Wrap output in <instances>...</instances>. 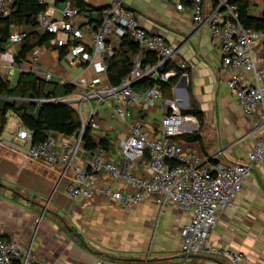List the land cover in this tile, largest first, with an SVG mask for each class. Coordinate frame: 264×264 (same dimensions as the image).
I'll return each instance as SVG.
<instances>
[{"label": "crops", "instance_id": "obj_1", "mask_svg": "<svg viewBox=\"0 0 264 264\" xmlns=\"http://www.w3.org/2000/svg\"><path fill=\"white\" fill-rule=\"evenodd\" d=\"M66 1L73 0H43L47 4L46 14L59 19ZM83 1L86 11L79 14L75 23L94 32L101 21L102 9L111 0ZM123 2L146 32L162 35L177 51L175 61L169 63L172 77L177 76L176 80L161 90L162 96L155 99L154 107L147 111L129 107V121L138 120L151 134L157 135L162 117L170 112L166 102L176 97L183 111L196 107L203 113L202 124L191 115L199 123L191 133L199 132V140L190 142L181 135L176 138L184 150H195L202 163L211 165L219 161L230 164L247 162V153L259 137L253 129L260 122V111L250 117L243 114L227 86L229 74L222 67L220 45L213 41L206 25L198 27L193 24L190 4L186 3L184 10H177L174 3L167 0ZM256 5L251 14L257 18L264 17L262 0ZM214 9L215 3L207 0L205 13ZM16 27L28 33H47L39 24ZM49 37L48 42L31 48L20 62L15 57L21 53L25 42L7 41L3 44L0 49V77L10 87H15L21 74L31 73L41 80L46 74H51V81L46 82L50 86L46 90H54L52 97L65 99L72 107H77L85 92L82 80L91 86L96 74L90 67L69 64L65 59L67 47H57L52 35ZM38 47L43 48V52L33 62L31 52ZM146 52L140 49L132 58L133 62L144 61ZM258 55L259 62H264V51H259ZM8 65H13L14 71L6 75L5 67ZM100 77V87H108L107 74ZM142 79L156 81L158 73ZM65 84L74 87L71 94L65 93ZM138 84L140 82L133 85L134 90L144 89ZM7 99L11 100V97L0 96V107ZM84 104L87 105V114L90 105L83 102L82 109ZM91 104L96 109L95 127L91 129L94 141L107 139L114 158L118 154V138L129 133L128 123L113 116L109 102L98 106L92 99ZM9 124L8 131L22 128L19 118L11 112L8 114ZM3 135H6L5 130ZM69 175L60 165L49 167L28 160L18 149L0 146L1 238L15 241L24 250L30 249L44 264L180 263V230L189 217L176 206L160 209L152 198L130 209L100 197L90 201L69 200L64 195ZM119 184L112 185L117 187ZM210 242L229 251L244 253L251 264H264V163L255 168L245 181L235 206L219 213ZM195 260L227 264L206 256Z\"/></svg>", "mask_w": 264, "mask_h": 264}, {"label": "built area", "instance_id": "obj_2", "mask_svg": "<svg viewBox=\"0 0 264 264\" xmlns=\"http://www.w3.org/2000/svg\"><path fill=\"white\" fill-rule=\"evenodd\" d=\"M167 1L173 2L177 10H184L186 3L190 4L193 24L206 25L213 41L220 45L222 67L229 74L227 86L243 114L250 117L260 111V122L253 129L259 137L247 153V162L219 161L211 165L202 163L195 150H184L176 138L191 133L199 123L195 117L183 114L176 97L166 102L170 112L162 117L157 135L151 134L140 121H129V107L147 111L155 106V99L162 96L161 83L172 78L169 63L175 61L177 51L162 35L146 32L123 0H111L102 9L101 21L94 32L75 23L81 11L71 1L65 2L59 19L46 12L38 15V24L52 35L54 44L67 47L66 61L92 68L96 77L91 86L85 80L81 82L85 92L80 104L73 108L82 125L73 135L52 133L45 141L34 143L32 134L21 128L2 134L0 146L13 147L28 160L49 167L60 165L64 173L69 172L64 190L69 200L90 201L100 197L130 209L152 198L160 209L176 206L189 217L180 230L182 259L179 264H220L195 260L204 256L227 264H251L244 253L211 243L210 235L219 213L235 206L245 181L264 163V62H259L258 55L259 51H264V31L243 26L235 0H212L215 9L208 14L204 10L207 0ZM249 2L252 11L254 3ZM13 4L14 0H0V17L10 16ZM125 36L141 50L153 53L158 61L155 65L135 61L119 86L101 88L100 76L107 74V60L115 44ZM26 37L25 31L11 25L10 43H24ZM42 52L43 48L33 49L31 60L37 61ZM13 71V65L5 67L6 75ZM151 73H158V84L139 91L133 89L135 82ZM51 78V74H46L44 81L50 82ZM92 99L98 106L109 102L113 116L128 123L129 133L118 138V154L114 158L110 150L98 142L93 148L85 145L86 128L95 127L96 109L91 104ZM47 101L59 103L65 99L52 97ZM83 102L90 105L87 117L81 107ZM113 183L120 184L115 187ZM0 264L44 262L30 249L24 250L15 241H4L0 236Z\"/></svg>", "mask_w": 264, "mask_h": 264}, {"label": "trees", "instance_id": "obj_3", "mask_svg": "<svg viewBox=\"0 0 264 264\" xmlns=\"http://www.w3.org/2000/svg\"><path fill=\"white\" fill-rule=\"evenodd\" d=\"M71 2L81 12L86 11V4L83 0H73ZM235 3L240 13V21L244 27L256 31H264V17L257 18L251 14L249 0H235ZM46 9L47 4L43 0H14L11 15L0 17V49L9 39L11 25L35 27L38 24V15L45 12ZM25 32L27 37L24 41L23 49L15 57L18 62L26 57L31 48L48 42L50 38L48 33L40 35L36 32ZM31 40L34 42L30 43ZM139 51L140 48L129 36H125L120 40L119 45L113 49L112 55L107 60V77L111 86H119L123 78L131 72L134 67L132 58ZM63 53L61 51L62 55ZM145 54L146 58L142 61V65H155L157 63L158 60L153 53L146 52ZM176 78L177 76L172 77L167 83H161V90L163 91L166 87H170L171 81H175ZM158 83V80L144 79L140 81L138 86L146 88ZM63 87L66 94L73 92V86L65 84ZM54 95V90H46V82L44 80L35 77L31 73L21 74L15 87H10L8 82L0 77V96L11 97V100H4L0 107V136L5 130L10 112L19 118L21 127L32 134L34 143L45 141L50 133H59L64 136L73 135L81 127L82 121L72 106L59 103L42 105L35 103L40 100H49ZM13 97L20 99L15 100L12 99ZM183 114L195 116L202 124L203 113L198 108L192 107L184 110ZM181 136L190 142L200 139L199 132ZM84 142L87 148H93L96 144L90 127L86 128ZM98 143L109 150L107 139H101Z\"/></svg>", "mask_w": 264, "mask_h": 264}, {"label": "rangeland", "instance_id": "obj_4", "mask_svg": "<svg viewBox=\"0 0 264 264\" xmlns=\"http://www.w3.org/2000/svg\"><path fill=\"white\" fill-rule=\"evenodd\" d=\"M260 1H261V0H252V2L254 3V7L257 6L256 3H257V2H260ZM262 3H263V8H264V0H262ZM46 86H47L46 88H48L50 85L47 83ZM86 111H87V105L84 104L83 112H84L85 116L87 115V114H86ZM7 126H8V127H6V129H5V134L8 132L9 127H10V124L7 125Z\"/></svg>", "mask_w": 264, "mask_h": 264}, {"label": "water", "instance_id": "obj_5", "mask_svg": "<svg viewBox=\"0 0 264 264\" xmlns=\"http://www.w3.org/2000/svg\"><path fill=\"white\" fill-rule=\"evenodd\" d=\"M142 80H143V79L138 80V81L135 82L133 85L139 83V82L142 81ZM52 103H53V102H51V101H47V100L36 102V104H38V105H42V104H52ZM59 104H61V105H69V103H67L66 101L59 102Z\"/></svg>", "mask_w": 264, "mask_h": 264}]
</instances>
